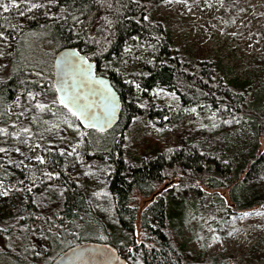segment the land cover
Listing matches in <instances>:
<instances>
[{
	"label": "trees",
	"instance_id": "16d2710c",
	"mask_svg": "<svg viewBox=\"0 0 264 264\" xmlns=\"http://www.w3.org/2000/svg\"><path fill=\"white\" fill-rule=\"evenodd\" d=\"M83 2L60 0L55 9L60 12L61 7L70 6L68 10L79 15L77 9ZM86 2L90 12L80 18L92 19L89 35L99 44L69 38L71 20L67 25L53 22L43 17L41 9L16 34L13 57L7 73L0 77V125L16 118L9 106L27 91L40 92L37 99H57L49 65V56L56 50L74 47L85 53L94 62L96 74L109 79L121 100L119 120L109 130L80 126L88 156L110 164L105 188L117 222L114 237L73 178L59 173L57 180L62 187L57 204L41 213L28 201L22 212L0 219V264H50L68 247L86 241L119 244V254L130 262L134 260L131 254L136 253L141 264H193L174 237L172 206L177 197L187 201L206 222L264 211V71L255 77L254 82L260 84L254 89L247 81H225L209 62L179 57L165 22L143 19L147 13L143 0H110L111 9ZM104 16L113 21L111 28L101 19ZM259 30L264 34V20ZM28 34L34 37L22 59ZM142 44H152V48L146 52L148 56L137 61ZM42 51L46 64L32 59ZM38 68L43 69V78L36 85L31 82L38 79L33 74ZM157 89L173 92L178 105H157L152 100ZM192 107L204 116V127L185 125L173 142L157 145L148 153L142 148L128 164L123 160L125 132L134 117L146 115L155 126L164 122L173 125ZM207 114L214 119H207ZM239 127L248 130L249 138L244 137L227 155L229 139ZM45 155L59 167L60 157L54 149L46 147ZM0 181L10 188L21 181V173L3 155ZM139 196L150 197V201L139 213L141 238L136 242L133 236Z\"/></svg>",
	"mask_w": 264,
	"mask_h": 264
},
{
	"label": "rangeland",
	"instance_id": "374dc122",
	"mask_svg": "<svg viewBox=\"0 0 264 264\" xmlns=\"http://www.w3.org/2000/svg\"><path fill=\"white\" fill-rule=\"evenodd\" d=\"M143 1L148 19H161L165 22L172 47L179 57L189 58V61L209 62L220 74H223L225 81L230 79H236L238 82L247 81L252 83L251 89L260 84L254 81L256 76L264 71V42L262 43L264 34L259 30L264 20V0ZM0 2L7 3L8 0H0ZM37 2L47 5L48 0H37ZM49 7L52 12L59 13L55 7ZM41 10L44 15L48 9ZM37 14H39L38 10L35 16ZM28 20L19 16L16 9H11L8 13L0 9V26L11 42V47L5 48V41L0 40V51L4 52V55H0V77L7 73V65L13 57L14 37L24 25H27ZM33 37L30 34L25 36L26 48L22 49V59ZM151 48L152 44L140 45L136 60L148 56L146 52ZM34 57L46 64L45 52L32 55V59ZM53 57L54 54L52 57L49 56L51 78ZM19 98L9 106V112L16 115V118L0 125V128L6 129L9 133L7 137L0 136V147L7 149L6 153L0 155L6 156L12 166L21 173L23 183L10 188L0 181L6 187L13 189L7 197H0V219L22 212L28 201H31L41 213L57 204L62 185L58 183L57 178L48 179L43 176L44 172L54 171L73 178L79 190L87 196L94 212L106 225L108 234L113 238L117 222L105 188L110 169L109 162L88 156L86 136L78 121L56 98L37 99L48 106L44 111L36 109L35 103L30 102L27 95ZM152 100L160 107L175 108L179 103L178 97L173 92L163 89L155 90L152 93ZM25 108L29 110L24 112ZM192 109L195 108L186 110L183 119L173 125L164 122L161 126H155L146 115L134 117L125 132L121 153L123 160L128 164L130 158L139 156L142 148L148 153L157 145L161 147L163 144L173 142L185 125L204 127V116L196 110L191 111ZM21 112H24L23 116L19 115ZM205 117L209 120L214 119L213 115L207 114ZM69 124L72 125L71 128L68 127ZM24 127L30 129V134L21 132ZM16 133L21 134L18 137ZM244 137L249 138V132L245 127H239L229 139V149L226 154L230 155L236 150ZM21 139L27 140L28 144L21 143ZM37 144L40 145L39 148L35 147ZM29 145L32 146L31 151ZM46 147L58 153L61 161L59 167L47 159ZM16 148L20 151L17 152ZM73 148H76L77 152L72 156L67 155ZM62 152L65 154L61 155ZM37 155L46 158L47 163L39 164L35 160ZM86 172L89 175H85ZM163 186L164 184L160 185L157 190L161 191ZM94 193L100 195H93ZM149 201L150 197L137 198L138 211L133 236L136 242L141 238L139 213ZM174 201H176V205L172 206L173 221L176 225L174 237L175 241L182 245L187 260L192 261L193 264H264V211L247 213V215L243 213L239 216L227 217L226 220L217 218L206 222L202 219V214L193 210L187 201L179 200L178 197ZM121 234L124 238L126 233L122 231ZM113 246L119 252L120 245ZM130 250L129 247L128 251ZM131 255L134 260L129 261L130 264H141L139 254Z\"/></svg>",
	"mask_w": 264,
	"mask_h": 264
},
{
	"label": "snow or ice",
	"instance_id": "6c2138e0",
	"mask_svg": "<svg viewBox=\"0 0 264 264\" xmlns=\"http://www.w3.org/2000/svg\"><path fill=\"white\" fill-rule=\"evenodd\" d=\"M75 2V0H74ZM92 3L97 4L101 8H107L111 9L113 7L110 0H91ZM60 4V0H48L47 5L41 2H37V0H8L7 3L0 2V9H3L5 13H8L11 9H16L19 13V16L25 17L28 19H35L36 11L39 9H48L45 11L44 15L48 20H52L53 22L60 21L62 25H67L68 21L71 20V25H69L68 30L71 34V37H75L76 40H81L85 44L91 42L93 44H99V41H97L95 38L91 37L89 35V28L92 26V19L89 17L87 20H81V16H85L88 12H90L89 4L86 2H83V5L81 8L77 9L79 12V15L74 14L73 12L69 11L67 7H61L59 13H55L51 11V7H57ZM31 13V16H28L27 14ZM7 19V17L5 18ZM101 19L104 21L106 27L111 28L113 21L108 19L107 16L101 17ZM143 19L147 20L148 17H143ZM10 27H14L10 25ZM0 40L5 41V48L11 47V42L8 40V37L6 36L5 32L2 30V26H0ZM78 47V45H77ZM125 51H130V49H125ZM0 55H4L3 51H0ZM63 63L64 65L72 70L77 71L78 75L82 80H85L88 72L87 68L90 67V65H87V58L86 56H81L75 49H71L63 54ZM38 79L36 81H32L31 83L39 85L40 80L43 78V69L38 68L33 73ZM22 84L27 85L28 81H21ZM137 88H139V85H136ZM162 91V90H161ZM27 98L30 102L35 103V108L44 111L48 108V106L44 103H40L37 100V97L41 95L40 92L33 93L32 91H27ZM154 95H159V93H154ZM20 99L19 97L17 98ZM60 102V104L63 105L64 108H67L68 112L71 113L72 116L76 117L77 120H80L81 122L87 124L89 127H96L97 122L104 118V113L99 111H93L91 110L87 105H83L78 97L69 95L67 98H57ZM114 104V100L110 101ZM71 105V106H70ZM28 108L24 109V112L28 111ZM191 111H195V109H192ZM24 112H21L19 115L23 116ZM225 123H228V121H225ZM215 127V125H213ZM15 127V125H13ZM68 127H72L71 124L68 125ZM99 130V129H98ZM78 131V129H77ZM22 133L30 134V129L27 127H24L21 129ZM21 133H16V136H20ZM9 133L6 129L0 128V136L7 137ZM21 143L28 144L27 140L21 139ZM36 148H39L40 145H35ZM29 150H32V146L29 145ZM16 151L19 152L20 149L16 148ZM7 149L0 147V153H6ZM77 152L76 148H73L72 152H68L67 155L72 156L74 153ZM65 153H61V155H64ZM35 160L43 165L47 163L46 158L37 155L35 156ZM23 164V161L21 162ZM85 175H89V173H85ZM43 176L48 179H54L59 176V173L54 171H47L43 173ZM20 183H23L21 181ZM35 186V184H33ZM13 189H10L6 187L2 182H0V197H7L9 193ZM17 191L19 189H16ZM28 191H31V189H27ZM107 195V193H104ZM93 195L99 196L100 193H94ZM247 215V213H246Z\"/></svg>",
	"mask_w": 264,
	"mask_h": 264
},
{
	"label": "water",
	"instance_id": "95a60500",
	"mask_svg": "<svg viewBox=\"0 0 264 264\" xmlns=\"http://www.w3.org/2000/svg\"><path fill=\"white\" fill-rule=\"evenodd\" d=\"M71 49H75L81 56L87 58V65L90 67L87 68L88 75L85 80L80 78L77 71L67 68L63 63V54ZM52 85L57 98H67L69 95L76 96L83 105H87L91 110L104 113V118L97 122L96 127H89L76 119L82 128L105 132L118 122L121 110L118 92L106 76L96 74L94 62L78 49L63 47L55 51L52 60ZM112 100H114V104L110 102ZM50 264L130 263L110 243L86 241L68 247Z\"/></svg>",
	"mask_w": 264,
	"mask_h": 264
}]
</instances>
